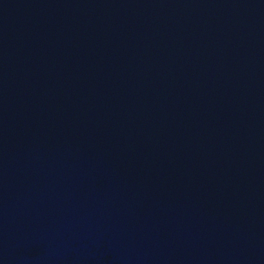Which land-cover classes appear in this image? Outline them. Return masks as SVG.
<instances>
[{"label": "water", "instance_id": "water-1", "mask_svg": "<svg viewBox=\"0 0 264 264\" xmlns=\"http://www.w3.org/2000/svg\"><path fill=\"white\" fill-rule=\"evenodd\" d=\"M0 264H264V0H0Z\"/></svg>", "mask_w": 264, "mask_h": 264}]
</instances>
